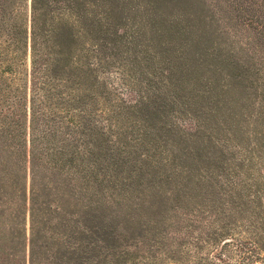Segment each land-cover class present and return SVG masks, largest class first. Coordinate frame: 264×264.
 Wrapping results in <instances>:
<instances>
[{
    "label": "rangeland",
    "instance_id": "rangeland-1",
    "mask_svg": "<svg viewBox=\"0 0 264 264\" xmlns=\"http://www.w3.org/2000/svg\"><path fill=\"white\" fill-rule=\"evenodd\" d=\"M125 1L38 0L36 16L32 0H0V122H24L33 104L66 108L43 98L45 86L55 88L47 68L64 63L54 47L62 29L77 35L69 61L77 81L64 90L74 106L50 118L57 133L43 139L74 158V182L87 191L46 202L31 225L29 191L1 174L13 217L0 218V264H264V91L243 90L258 58L250 48L264 46L225 17L223 1L194 0L209 21L211 60L180 99L181 50L169 43L171 58L161 54L144 0ZM33 27L43 53L35 74ZM224 62L243 66L242 77ZM37 125L36 135L51 131ZM2 127L0 139H11Z\"/></svg>",
    "mask_w": 264,
    "mask_h": 264
},
{
    "label": "trees",
    "instance_id": "trees-1",
    "mask_svg": "<svg viewBox=\"0 0 264 264\" xmlns=\"http://www.w3.org/2000/svg\"><path fill=\"white\" fill-rule=\"evenodd\" d=\"M221 1L226 5L224 6L225 17L227 16L228 20H231V22L234 21L236 25H242L246 29L253 31L257 36V42L261 46H264V0H217L219 4ZM36 2H38V0H32V12L33 14L36 12L35 15L38 16L39 12L36 11L38 9L35 8ZM134 2L139 5L140 0H127L124 3L129 5ZM193 3L194 0H144L146 12L148 13V22L154 33L153 40L159 44V52L165 57L170 54L171 58L172 47L164 48L162 46L169 43H172L171 45L174 46L175 50L177 49V52L181 50V53L175 55L174 52L175 56L173 55L178 62V73L176 72L174 75L176 74L178 77L177 82L181 85V88H179L180 94L178 96L180 99L182 98V90L189 89V83H191V85H200L202 75L198 73L196 67L205 64V62L201 60H211L205 59V55L210 48H208V46L213 43L210 36L206 33L209 21L202 13L193 11ZM221 6L222 5H220V8ZM210 18H212V15H210ZM47 35L48 32H46V36ZM53 37L55 41L56 36H54V34ZM35 39L36 33L33 27L31 32L30 52L32 54L31 64L34 74L37 68L36 65L42 64L40 60L42 61L43 58L42 44H38ZM76 43L77 35L73 34L70 28L65 30L62 29L58 42H54V47L59 46L58 49L63 53L62 60L64 63L60 65L56 62V67L52 68V71L47 68L49 77L51 76L47 79L49 83H54L55 88L45 86L46 90H44L45 95H43V98L49 100V102H51V99L65 101L66 108L58 107L56 103H52V107L48 109H43V105L35 107L33 104L29 108L25 106L26 114L24 115V122L23 119L20 118L21 115L16 116L8 123L0 122V124L2 123L0 125L1 137L4 133L2 125L7 124V126L12 128V130H8L9 132L7 133V136H10L11 139H0V191H3L5 183L1 174L2 176L3 174L13 175L15 179L11 178L10 181L12 185H19L22 188L24 197L27 196V190L29 191V217L31 225L34 223L35 219H37L38 215L42 214L46 202L52 200L57 202V205H60L64 198L71 197L72 199H76L80 189L81 195L87 194L85 188L82 189V187H79V185H76V182H74V175H78L76 166L72 164L74 158L71 157L70 159L64 160L62 156H60V151H62V149L59 147L57 141H53L52 139L50 143L47 139H43L44 137L47 138L51 133H57L56 129H52L55 128L51 126L54 121L50 120V118L54 117V119H60L57 115L62 112V109L67 112L69 108H72L71 106H74L72 102L75 96L71 98V93H65L64 90L66 89V83L70 86L76 85L75 82L77 79H75L74 70L71 68L72 63H69L74 57L73 53L76 51ZM201 48L205 49L204 53ZM250 49L253 50V53L258 58L256 59V64L250 69L251 75L248 79L250 81L249 86H245L243 90H247L252 86H259L258 89L264 91V49L262 51L258 45H254ZM197 52H202L200 57L194 55V53ZM57 55L59 56L60 52H57ZM75 63L76 62H74V64ZM224 63H227V68L230 70L233 77H242L243 66H238L236 63L229 67L228 62ZM76 64L77 66L75 67L79 68L78 63ZM89 65L88 62L87 67H89ZM66 70H68L67 73L65 72ZM169 70L172 77L171 67H169ZM63 74L65 79L62 76ZM152 81L153 80L150 79V84ZM45 82L42 83V85L45 84ZM238 84H240V82H238ZM69 103L70 107H68ZM27 109L29 113H27ZM42 117H44V119H42ZM43 120L47 122L49 127H52H50L51 131H45L42 127L40 135H36L35 133L38 132L41 127L37 125L38 121ZM21 128H24V131H29L28 139L25 133L24 139H21ZM80 176L82 177V175ZM82 180L81 184L88 182L85 177H82ZM43 189L51 191L48 195L49 197H46L45 201L42 197ZM10 211V205L5 207L0 198V218L6 219L8 217H13ZM79 229L80 228L77 230ZM96 238L100 241H105L104 237ZM89 239L91 240L93 238L89 237ZM92 246L95 248L99 247L97 245Z\"/></svg>",
    "mask_w": 264,
    "mask_h": 264
}]
</instances>
